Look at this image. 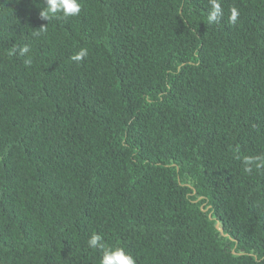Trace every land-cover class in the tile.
<instances>
[{
	"label": "trees",
	"instance_id": "1",
	"mask_svg": "<svg viewBox=\"0 0 264 264\" xmlns=\"http://www.w3.org/2000/svg\"><path fill=\"white\" fill-rule=\"evenodd\" d=\"M78 2L0 0V264H264V0Z\"/></svg>",
	"mask_w": 264,
	"mask_h": 264
},
{
	"label": "clouds",
	"instance_id": "2",
	"mask_svg": "<svg viewBox=\"0 0 264 264\" xmlns=\"http://www.w3.org/2000/svg\"><path fill=\"white\" fill-rule=\"evenodd\" d=\"M42 9L43 10L40 11V16L38 18L41 20V22L42 19L50 21L53 18H57L59 15H62L64 18L76 16L81 11V5L78 0H46V7H43ZM222 15L223 12L220 4L217 2V0H212L211 11L207 16L206 23L214 24L218 22ZM238 15L239 12L237 9H231L230 21L234 23L237 20ZM41 28L43 30V27ZM36 35H40V33L37 32ZM28 52V46H24L20 49L21 55ZM86 55L87 51L82 49L80 52L75 54L72 59L74 61H81ZM25 63L30 64L31 60H26ZM243 163L245 164V171L247 172L252 171L253 165L256 167H264V160H262L260 157H244ZM87 243L90 248L99 249L98 253L101 254L100 264H136L131 254L127 253L121 247H117L115 245H105L102 242L101 235L97 233H93L88 239Z\"/></svg>",
	"mask_w": 264,
	"mask_h": 264
},
{
	"label": "water",
	"instance_id": "3",
	"mask_svg": "<svg viewBox=\"0 0 264 264\" xmlns=\"http://www.w3.org/2000/svg\"><path fill=\"white\" fill-rule=\"evenodd\" d=\"M210 217H211V214H210ZM216 228H217L218 231H220L222 236H225L224 229L220 227L219 223L216 224Z\"/></svg>",
	"mask_w": 264,
	"mask_h": 264
}]
</instances>
